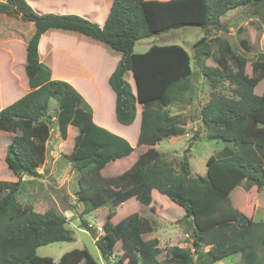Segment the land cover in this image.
I'll use <instances>...</instances> for the list:
<instances>
[{
  "label": "trees",
  "instance_id": "16d2710c",
  "mask_svg": "<svg viewBox=\"0 0 264 264\" xmlns=\"http://www.w3.org/2000/svg\"><path fill=\"white\" fill-rule=\"evenodd\" d=\"M252 7L264 21V0H114L103 26L77 14L39 13L27 0H0V11L22 14L35 23L27 43L25 70L31 90L0 110V130L13 133L5 161L18 180L0 179V264H98L88 249L65 252L56 261L37 255V248L60 241H71L73 231L67 217L54 209L36 211L23 206L17 196L23 176L38 174L45 162L50 123L45 121L51 101L57 102L60 135L68 139L71 126L78 129L72 152L66 155L78 178L77 199L83 213L101 206L116 214L117 202L132 196L153 208L158 192L185 209L178 219L193 238V247L172 246L171 256L160 258L163 250L155 232L157 221L138 213L117 222L106 218L104 235L99 238L102 255L109 260L119 240L127 242L124 256L116 264H215L220 257L241 254V264H261L257 244H264V220L235 208L231 193L237 186L246 190L264 187V55L257 62L255 75L246 73L247 58L235 52L227 39L207 36L223 28L222 16L241 7ZM184 24L199 25L205 34L195 43L193 56L180 44H153L135 52L138 41ZM51 28L72 29L96 38L122 53L109 82L116 92L119 122H134L141 106L139 144L150 148L120 175L105 176L102 170L111 162L135 150L124 138L93 121L92 108L68 81L52 78L49 65L40 60L39 41ZM192 57L212 88L210 99L201 108L208 137L237 145L207 159V174L192 175L188 152L176 168L164 153L151 148L160 140L186 131L184 118L170 115L164 108L187 102L194 73ZM209 58L217 66L208 64ZM236 65V68L232 66ZM132 71L135 89L127 80ZM224 81L234 85L237 97L218 92ZM196 131L193 140L199 137ZM155 142V143H154ZM191 147L193 141L190 143ZM162 195V196H163ZM83 225H91L83 219ZM205 246H210L205 250Z\"/></svg>",
  "mask_w": 264,
  "mask_h": 264
},
{
  "label": "rangeland",
  "instance_id": "374dc122",
  "mask_svg": "<svg viewBox=\"0 0 264 264\" xmlns=\"http://www.w3.org/2000/svg\"><path fill=\"white\" fill-rule=\"evenodd\" d=\"M17 13L12 11L9 14L11 15V20L9 21L11 27L24 26L23 29L29 31V21L16 19L15 23L11 22L12 19L17 18L15 16ZM221 19L224 25L223 28L220 30L212 29L207 36L219 35L227 39L235 52L247 58L246 73L251 76L257 74V62L261 55H264V21L262 16L252 7L241 6L228 11ZM204 34L205 31L201 26L184 24L178 28L164 30L138 41L135 45V52H143L153 44H180L193 56L195 43ZM14 48L17 62L13 66L16 70L20 71L24 59L23 51L19 47ZM0 49H2L1 45ZM192 58L194 73L191 78V88L187 93V102H175L164 108L170 115L179 114L184 118L186 131L179 135L164 138L159 142H154L155 144L151 148H156L164 153L165 157L178 168L185 154V150L190 147L188 156L191 163L192 175L205 176L207 174V159L211 155L218 157L225 156L224 153L221 154L226 150L225 148L235 152L238 150V147L232 142L206 135L202 122L201 108L210 99L212 88L208 79L203 75L201 69H199L196 60L194 57ZM26 60L27 57L25 55ZM206 62L210 65L217 66L213 58H209ZM232 66L236 68L235 64H232ZM128 77L130 83H132L134 79L133 75L129 73ZM27 83V76L21 77L18 74L15 76L10 74L9 87L15 93L11 99L23 93ZM263 87L264 79L256 87V92L262 93ZM218 92L228 97H237L234 85L228 81L221 83ZM50 106L45 118V121L50 123L51 126V137L47 143L45 162L38 168L37 175L23 176L24 183L17 198L23 206H32L36 211L45 212L49 209H54L66 215L68 219L67 227L73 231L74 238L71 241L53 242L39 246L36 250L37 255L53 257L58 261L67 251L76 248H85L89 250L98 264H116V260L124 256L127 251L128 243L119 240L115 246L113 257L109 260L105 259L99 246V238L104 235L103 224L106 218L117 222L133 213L150 216L157 221L156 231L146 234L145 237H159L160 246L163 250L160 258L171 256V248L174 245L194 248L193 238L189 235L185 227L177 222L185 214V209L176 205L170 199H167L163 194V196L160 195L158 192L153 197V208L143 205L138 197L132 196L127 198V201L124 203L121 201L117 202L115 211L118 215L113 218L109 217V212L112 207L108 205L83 213V208L79 207L81 204L77 199V191L79 189L78 178L76 177L72 163L66 157L74 148L78 129L71 126L68 139H63L60 135L56 114L57 102L52 100ZM139 109L141 110V107ZM199 130L201 131L199 137L193 140L194 134ZM114 133L129 140L122 134ZM13 136L11 132L0 131L1 180H18V176L8 167L5 161L7 148ZM192 141L193 144L191 147L190 143ZM145 147L134 146L135 150L131 155L108 164L103 169V174L105 176L120 175L131 166L136 160L137 155ZM231 203L235 208L252 216L256 221L264 220V187H253L250 190H246L242 186H237L231 193ZM83 219L91 225V229L83 225ZM204 248L208 250L210 246H205ZM257 253L261 259V264H264L263 243L257 244ZM241 259V254L235 252L233 255L218 258L215 264H241Z\"/></svg>",
  "mask_w": 264,
  "mask_h": 264
},
{
  "label": "crops",
  "instance_id": "0c3cea01",
  "mask_svg": "<svg viewBox=\"0 0 264 264\" xmlns=\"http://www.w3.org/2000/svg\"><path fill=\"white\" fill-rule=\"evenodd\" d=\"M27 1L39 13L77 14L103 26L114 0ZM15 16L17 18L12 19L11 22L13 23L16 22V19L25 20L21 13H17ZM10 20L11 15L0 12V45L2 47L0 49V110L31 90L28 82L24 92L11 99L15 93L10 90L9 78L10 74L14 76L18 74L21 77L27 76V73L25 75L27 63L25 55L27 57V43L35 32V23L29 21V31H25L24 26L11 27ZM14 47H19L23 51L24 59L20 71L13 66L17 62ZM38 49L40 60L49 65L52 70V78L68 81L89 103L92 108L94 123L124 135L133 146H146L137 155V158L150 148L148 145L139 144L140 105L132 124L125 125L117 119L116 92L111 87L109 79L122 57L120 51L92 36L64 28H51L44 32L40 38ZM129 73L133 75L132 71H127L126 78L128 81ZM131 84L135 86L134 79ZM79 207L83 208L82 205ZM116 215L118 213L114 216Z\"/></svg>",
  "mask_w": 264,
  "mask_h": 264
}]
</instances>
